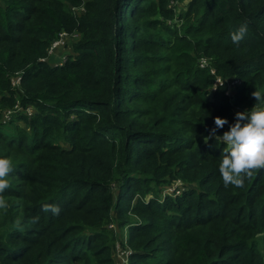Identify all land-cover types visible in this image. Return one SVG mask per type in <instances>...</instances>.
<instances>
[{"label":"trees","instance_id":"1","mask_svg":"<svg viewBox=\"0 0 264 264\" xmlns=\"http://www.w3.org/2000/svg\"><path fill=\"white\" fill-rule=\"evenodd\" d=\"M169 1L0 0V264H264V169L225 188L204 141L264 94V0Z\"/></svg>","mask_w":264,"mask_h":264},{"label":"clouds","instance_id":"2","mask_svg":"<svg viewBox=\"0 0 264 264\" xmlns=\"http://www.w3.org/2000/svg\"><path fill=\"white\" fill-rule=\"evenodd\" d=\"M247 29L248 25L244 23L233 32L231 34L233 43L239 44L247 34ZM251 95L256 103L248 111L235 113V123L229 125L227 131L222 135H216L217 129L223 128L228 121L215 117L213 120L215 128L209 130L208 137H204L205 142L209 138H214L225 145L218 165L225 188L243 187L246 179H251L264 169V94L255 90ZM12 171V160L0 158V209L3 210L9 207L3 193L10 187L9 176ZM43 210L50 211L53 215L60 213L59 207L51 204L44 205ZM38 220V216L33 217L30 223H36ZM13 227L17 231H23L19 219L14 222Z\"/></svg>","mask_w":264,"mask_h":264},{"label":"built area","instance_id":"3","mask_svg":"<svg viewBox=\"0 0 264 264\" xmlns=\"http://www.w3.org/2000/svg\"><path fill=\"white\" fill-rule=\"evenodd\" d=\"M73 39H77L76 35L68 36L65 33L59 34L57 39L54 40L50 44V46L47 50V56L49 57L54 52V50L56 48L65 46L67 41H71ZM198 66L200 68L205 67L206 66L205 60L204 59L200 60ZM209 72H210V74H212V71H209ZM219 83H220L219 80L216 79L213 82V87H215ZM124 238H125L124 236L121 237L122 241L116 242L113 246V249H112L113 264H127L128 263V256L130 255L131 252H130L129 248L125 245Z\"/></svg>","mask_w":264,"mask_h":264},{"label":"rangeland","instance_id":"4","mask_svg":"<svg viewBox=\"0 0 264 264\" xmlns=\"http://www.w3.org/2000/svg\"><path fill=\"white\" fill-rule=\"evenodd\" d=\"M173 5H175L174 0H170L169 1V7L168 8L172 7ZM181 6H182V4H178L177 5V7H179V8ZM71 42L72 41H67V43H71ZM67 43H66L65 46L56 48L55 50H60V51L59 52H55L54 51L53 52L54 54L52 53L51 56L47 57L46 58V61L48 63H59L58 65H60L61 62L63 61L64 57L67 56V55H69L70 53H72L71 50H70V47H68L69 45H67ZM162 193H171V190L169 188H165L164 190H161L159 192V194H162Z\"/></svg>","mask_w":264,"mask_h":264},{"label":"crops","instance_id":"5","mask_svg":"<svg viewBox=\"0 0 264 264\" xmlns=\"http://www.w3.org/2000/svg\"><path fill=\"white\" fill-rule=\"evenodd\" d=\"M54 54V53H53ZM51 56V55H50ZM51 64H53V65H58L59 63H51Z\"/></svg>","mask_w":264,"mask_h":264}]
</instances>
